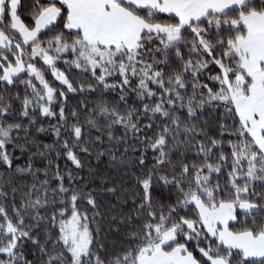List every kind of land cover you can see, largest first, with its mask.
Returning a JSON list of instances; mask_svg holds the SVG:
<instances>
[{"label":"snow or ice","instance_id":"snow-or-ice-1","mask_svg":"<svg viewBox=\"0 0 264 264\" xmlns=\"http://www.w3.org/2000/svg\"><path fill=\"white\" fill-rule=\"evenodd\" d=\"M77 93L99 96L83 122ZM41 117L32 156L138 153L119 241L84 177L20 163ZM0 167V264H264V0H0Z\"/></svg>","mask_w":264,"mask_h":264},{"label":"trees","instance_id":"trees-1","mask_svg":"<svg viewBox=\"0 0 264 264\" xmlns=\"http://www.w3.org/2000/svg\"><path fill=\"white\" fill-rule=\"evenodd\" d=\"M62 68L64 66H61ZM86 76H77V79H86ZM51 79V77H49ZM22 88V85H21ZM117 93H105V98L109 101H113L114 98L117 97ZM99 100L98 95L93 94H69V104L75 108L78 112H80V119L83 122L86 119L87 112L91 111L94 104ZM135 101V97H131L128 100V104L132 105ZM118 102V100L116 101ZM87 106L86 111H82L84 107ZM137 107L140 105L137 104ZM123 109V105H121ZM214 114L208 113L202 119L209 120L210 122L214 120ZM39 124L45 129V132H38L35 129L32 130V136L29 138L34 140L35 143L28 146V151L23 155L17 151L15 154L20 157V163H24V158L26 156H32V153L37 152V150L43 151L45 145H54L56 143V137L52 131L53 126H59V122L57 118H39ZM85 129H87V125H84ZM114 133L116 135H123L122 129H114ZM98 133L95 129L92 130V138H94ZM62 135L67 138V133H65L62 129ZM87 135L85 139H87ZM23 143V140H21ZM129 144L133 145L135 148L139 149L142 146L139 144H135L133 141H129ZM107 144V139L105 137V147H109ZM103 151V148L100 149ZM11 151V149H10ZM122 151V149H121ZM138 153H133L131 148L129 149V153L126 157H124V162L120 163V153H117L118 160L112 161L109 156L106 154L99 161L96 160L94 156L82 157L87 162L83 170H76L75 167L71 164L70 161H67L65 156L62 154L60 157L56 156V152L52 151L51 153H45L44 156H32L33 161L35 162V166L41 169H44L48 164V161H53V164L50 168H48L50 183L53 187L56 186L57 182L55 179H52V174L55 172L56 165H59L61 172L63 173L65 169L71 170L74 176L84 177L83 183L89 185L91 188H95L98 192V203L100 207L101 215L104 217L103 220L100 221L101 227L104 229V235L108 238V243L112 241H119V237H117L114 233L109 232V228L111 227L110 217L115 215L118 211H128L130 208V201L132 199L133 192L139 194L140 189L136 184L135 176H139L141 174L140 169L135 164L136 156ZM152 153L149 152L148 156L151 157ZM150 166V165H149ZM91 170V171H90ZM146 171V169H145ZM7 178V173L3 167H0V179ZM41 178H43L41 174ZM13 183L16 185L20 184H31L32 177H13ZM67 184V179L65 181ZM107 184L108 187L113 186L115 184L118 189L117 195H112L109 192L103 191V185ZM128 200V206L124 205V201ZM44 231H51V229H46ZM43 235V231L41 232ZM103 238V237H102ZM26 255L31 258L30 253L35 250L31 248L30 245L26 244Z\"/></svg>","mask_w":264,"mask_h":264}]
</instances>
